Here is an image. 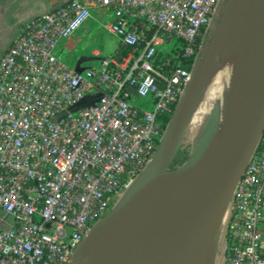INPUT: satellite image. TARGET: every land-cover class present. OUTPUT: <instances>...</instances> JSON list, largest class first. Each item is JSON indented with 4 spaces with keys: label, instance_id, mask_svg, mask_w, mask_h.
Returning <instances> with one entry per match:
<instances>
[{
    "label": "built area",
    "instance_id": "obj_1",
    "mask_svg": "<svg viewBox=\"0 0 264 264\" xmlns=\"http://www.w3.org/2000/svg\"><path fill=\"white\" fill-rule=\"evenodd\" d=\"M221 2L70 0L25 23L0 59V264H75L156 153ZM94 11L128 52L78 71L57 48ZM223 228L221 264H264V135Z\"/></svg>",
    "mask_w": 264,
    "mask_h": 264
},
{
    "label": "water",
    "instance_id": "obj_2",
    "mask_svg": "<svg viewBox=\"0 0 264 264\" xmlns=\"http://www.w3.org/2000/svg\"><path fill=\"white\" fill-rule=\"evenodd\" d=\"M237 2L246 62L222 139L213 116L185 163L171 169L208 82L204 50L152 160L83 239L75 264H216L219 237L224 247L227 234L221 219L264 135V0Z\"/></svg>",
    "mask_w": 264,
    "mask_h": 264
},
{
    "label": "rangeland",
    "instance_id": "obj_3",
    "mask_svg": "<svg viewBox=\"0 0 264 264\" xmlns=\"http://www.w3.org/2000/svg\"><path fill=\"white\" fill-rule=\"evenodd\" d=\"M237 3L236 0H222L217 15L207 29L206 38L204 40V50H206V52L202 59V70L207 75V85H209V88L204 93L201 102L191 115L186 139L181 148L185 152V157H187L199 143L211 118L215 114V108H217L219 100L230 90L232 77L236 74L238 66L236 52L239 45L238 41L230 35L229 27L231 23L230 13L238 9ZM106 20L110 19L107 18ZM96 37L104 43L103 45H105L106 51L103 53L108 57L111 56L119 45V41L116 37L109 34L102 25H98L95 32L88 36L87 42L83 45V50L88 52V68L94 65L90 57L92 56V51L99 47V44L95 40ZM246 49L247 37L245 38L243 56L240 58V64L242 65L240 67L241 80L246 62ZM209 66L210 69H208ZM86 68L87 66H77V69ZM142 104V100L137 102V106ZM220 247L221 253L216 260V264H221L222 262L223 244L220 245Z\"/></svg>",
    "mask_w": 264,
    "mask_h": 264
},
{
    "label": "crops",
    "instance_id": "obj_4",
    "mask_svg": "<svg viewBox=\"0 0 264 264\" xmlns=\"http://www.w3.org/2000/svg\"><path fill=\"white\" fill-rule=\"evenodd\" d=\"M69 1L70 0H0V59L9 50L14 40L20 36L25 23L65 5ZM102 20H104L102 13L94 11L92 18L82 29L71 38L59 44L56 52L57 56L78 71H85L90 68L98 67L102 59L108 58V56L103 53L106 51L105 45H103L104 43L96 37L95 40L99 44V47L92 51V56L90 57L94 65L89 68L88 52L83 50V45L87 42L88 36L95 32L97 26L102 25ZM119 47L120 41L115 51H117ZM78 65L87 66V68L77 69ZM13 223V217L5 213L0 207V230L11 228Z\"/></svg>",
    "mask_w": 264,
    "mask_h": 264
},
{
    "label": "bare ground",
    "instance_id": "obj_5",
    "mask_svg": "<svg viewBox=\"0 0 264 264\" xmlns=\"http://www.w3.org/2000/svg\"><path fill=\"white\" fill-rule=\"evenodd\" d=\"M230 17H231V23H230V27H229L230 35L238 41V45H239L237 52H236L237 60H238V66L236 69L235 76L232 77L230 90L227 92V94L225 96L223 95V97L218 102L217 108H215L214 116L218 119V124H219L218 139H217L218 143L222 139V137H223V135L227 129V126L229 124L230 118L232 116V113H233V110L235 107V103H236L237 98H238V94H239V90H240V84H241L240 67L242 66L240 64V58H242V56H243L244 44H245V38H246L244 19H243L241 12L238 9H236L230 13ZM208 88H209V85H206L205 92L207 91ZM203 96H204V94L198 99L197 106L201 102ZM190 118H191V116H190ZM190 118L188 119V124L190 122ZM223 221H224V214H223V217H222L221 222H220V229L221 230H222ZM221 243H222V236L220 235L219 241L217 243V246H218L217 251L213 255L216 260L218 259V257L220 256V253H221L220 252L221 251L220 245H222ZM222 259H223V256H222Z\"/></svg>",
    "mask_w": 264,
    "mask_h": 264
},
{
    "label": "trees",
    "instance_id": "obj_6",
    "mask_svg": "<svg viewBox=\"0 0 264 264\" xmlns=\"http://www.w3.org/2000/svg\"><path fill=\"white\" fill-rule=\"evenodd\" d=\"M127 52H128L127 49H125L123 47H119V49L113 53L112 57H115L117 59H121L127 54ZM159 56H163V53L160 52ZM187 67L191 68V65H188ZM184 154H185V152L182 149H180L179 153L177 154V156H176V158H175V160L171 166L172 170L181 167L185 163V161L188 159V157L191 155V153H190L187 157H185Z\"/></svg>",
    "mask_w": 264,
    "mask_h": 264
}]
</instances>
